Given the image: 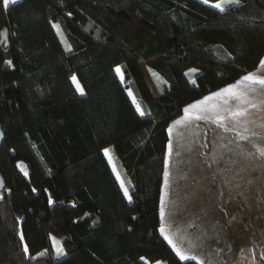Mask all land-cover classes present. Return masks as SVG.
<instances>
[{"label":"trees","instance_id":"obj_1","mask_svg":"<svg viewBox=\"0 0 264 264\" xmlns=\"http://www.w3.org/2000/svg\"><path fill=\"white\" fill-rule=\"evenodd\" d=\"M217 2L0 0V264H200L180 259L160 232L168 128L264 57V0L225 11ZM140 63L164 79L158 100ZM190 70V82L177 78Z\"/></svg>","mask_w":264,"mask_h":264},{"label":"crops","instance_id":"obj_2","mask_svg":"<svg viewBox=\"0 0 264 264\" xmlns=\"http://www.w3.org/2000/svg\"><path fill=\"white\" fill-rule=\"evenodd\" d=\"M248 73L264 76V67H261L260 64ZM240 79L230 84H234ZM230 84L222 86L204 97L210 96ZM255 87L257 91L250 93V97L259 106L249 108L248 116L243 118L247 121L246 123L238 124L231 117L224 121H217L211 114H209L210 118L206 119H196L195 114L191 119H184L185 112H183L170 123L168 128L170 139L167 145L165 173H169L167 166L169 145H171V149L175 148L173 153H176L177 140L186 139L189 142V148L181 153L182 168L176 172L178 183L177 194L174 198L173 176L176 169L172 168V184L166 187V192L171 189L172 206L168 218L165 220L163 218L162 222L181 251L189 256H197L196 260L199 262L203 260L204 264H264V156L260 155L257 150L258 147H264V91H262L264 86L256 85ZM217 102L219 101L213 100L209 103ZM230 106L235 107L236 105L230 101ZM221 114L228 115L227 112H221ZM178 120L181 123H174ZM224 131H227L229 136L221 137ZM248 132L260 135L256 142L253 138L248 137ZM206 134L210 135L211 139L214 135V141L221 139V143H224V140L229 143L221 145V149H226L224 152L217 148L219 157L210 163L216 177L215 189L217 193L213 191L211 198H207L209 201L199 204L190 193L194 191L190 183L197 179L195 173L198 172L192 173L191 170L199 168L195 154H198L199 145ZM191 135H195V137H190ZM242 136H247L248 139H242ZM254 144H256V150ZM176 160L177 158L174 156V162ZM239 166L242 168H238ZM226 175L229 176L228 179L225 178ZM164 188L165 174L161 192V207ZM181 190L182 193H180ZM227 191L232 194L231 201L227 199ZM179 199L182 200V203L184 202L182 210L178 206L181 203ZM193 203L197 207L198 214H194L195 210L191 207ZM213 203L230 206L231 209H226L228 210L227 216L214 218L204 216L203 212L206 209H211ZM199 220H203V222L200 223ZM222 220L231 223L229 240L220 233L221 227L217 222ZM190 224H193V227ZM217 242L219 243L216 244ZM224 243L226 245H222ZM188 245H194L196 250L191 251L187 248ZM224 246L230 250L223 252Z\"/></svg>","mask_w":264,"mask_h":264},{"label":"rangeland","instance_id":"obj_3","mask_svg":"<svg viewBox=\"0 0 264 264\" xmlns=\"http://www.w3.org/2000/svg\"><path fill=\"white\" fill-rule=\"evenodd\" d=\"M213 5L215 6V4H213ZM56 25H59V24L58 23H51L50 24V28H51L53 34H55L56 39L59 42V44H61V45L63 44L66 48L69 49L70 46H69L66 34L64 33L63 29L60 26H59V30H58ZM140 68H141L142 73L145 76V79L147 81V84H148V86L152 92L153 99L158 100L161 88L164 85L163 77H161L159 74L153 72L145 63H140ZM117 69H119V71H117ZM116 71H117L119 77L121 78V80L123 82H125L126 78L124 76L122 66H120V65L116 66ZM192 73H193L192 70H190L189 75H187L186 73L178 74L177 78L180 79V81L186 80L187 82H190ZM73 76H75L77 78V80L79 81V79L76 75H73ZM79 83H80V81H79ZM80 86L82 87L81 83H80ZM128 92H129L134 104L137 106L139 112L141 113V111H143L141 104L138 101V99L135 97L131 88L128 89ZM205 131H207V130H205ZM213 136L214 135H212V139H211L210 135H208V134H206V136H204L203 141L199 145L198 154H195V159L199 163V168L194 170V171L191 170L192 173L198 172V173H195V177L197 179L190 183V185L193 186V188H194V191H191L190 193H191L193 199L195 201H198L199 204H204L207 201H209V200H207V198H211L213 191L217 193V190L215 189L216 177L214 176L215 175L214 170H212V168L210 167V163L219 157L218 156V154H219L218 149L222 152L226 151V149L220 148L221 145L224 146V144L229 143L227 140H224V143L223 142L221 143V141H222L221 139L219 141H214ZM223 136L224 137L229 136V133L227 131H224V133L221 135V137H223ZM259 136L260 135H258V134L248 132V137L253 138L255 140V142L257 141L256 139L259 138ZM190 137H195V135H191ZM60 139H61L65 149L68 151L69 156L72 158V160H74L75 159V153L73 152L71 146L69 145V142H68L66 136L61 135ZM188 144H189V142H187L186 139L177 140V143H176L177 152L173 153L175 151L174 150L175 148H172L171 154L168 155V161H167L168 165L167 166L169 168V173H168L169 176H168L167 186L165 185V188H164L163 205H162L164 208V211H165L164 220L168 218L169 211H171L170 207L172 206L171 195H170L171 189L168 188L170 190L166 192V187H169L172 184V182H171V175H172L171 171L173 170L172 168L176 169V171L174 172V176H173V182H174L173 198H174V197H176V194H177L176 189H177V183H178V177L176 176V172H177V170H179V168H182L181 153H184L185 150L187 148H189ZM254 146H255V150H256V144H254ZM105 155H106L107 159L109 160V162L112 166V169H113L114 173L116 174L124 192H125V189L128 190V194L126 196L129 198L130 194H129L127 182H126V179H125L124 174L122 172V169L118 165L116 158H114L110 149H105ZM174 156H175V158H177V160L175 162H174ZM238 168H242V167L239 166ZM190 175H191V173L189 174V176ZM225 178L228 179L229 176L226 175ZM182 192L183 191L181 190L180 193H182ZM227 192H228L227 199L231 201L232 200V194L230 191H227ZM179 201L181 203H179L178 206L182 210V207H183L182 204H184V202L182 203V200H180V199H179ZM191 207H192V209L195 210L194 214H198L197 207L194 205V203L192 204ZM226 209H231V208L227 204L217 205V204L213 203V205L211 206V209H206L203 212V214H204V216L213 217V218L217 217V216L226 217L227 211H228ZM187 214H188V212H187ZM198 222L201 223V222H203V220H199ZM217 223H219L218 225H219V227H221V229H220L221 235L223 237L227 238V240H229V235H230L229 227H230L231 223L229 221H225V220L219 221ZM190 225H191V227H193V224H190ZM218 243L219 242H217L216 244H218ZM53 245H54L56 252H57V249L60 248V249H62V253H63V248H62L61 240L59 237H56V236L53 237ZM222 245H226V243H224ZM215 246L217 247L218 245H215ZM229 246L231 247L230 244H229ZM187 248L190 249L191 251L196 250L194 248V245H191V246L188 245ZM229 250L230 249H227L225 246L222 248L223 252L229 251ZM61 255L62 254H58V252H57L58 257ZM155 264H162V262H157Z\"/></svg>","mask_w":264,"mask_h":264},{"label":"snow or ice","instance_id":"obj_4","mask_svg":"<svg viewBox=\"0 0 264 264\" xmlns=\"http://www.w3.org/2000/svg\"><path fill=\"white\" fill-rule=\"evenodd\" d=\"M19 0H3L5 6L9 4H16ZM205 3H208L209 0H204ZM232 3H240V0H222V2H217L215 7L219 8L221 11L226 10V4ZM59 30V25H56ZM8 64L11 65V61H7ZM261 67H264V60L261 61ZM119 71V69H117ZM195 71V70H193ZM123 78V77H122ZM73 82L76 84L77 90L81 95L85 94L83 87L80 86L79 81L75 76L72 77ZM195 83V81H193ZM256 85L264 86V76H258L256 73H248L243 76L239 81L234 84H230L225 88L220 89L217 92L212 93L210 96L204 97L201 100H197L192 104H189L185 109V117L184 119H191L195 114L196 119H206L210 118L209 114L212 117H215L217 121H224L231 117L238 124L246 123L243 118L247 117L249 114V108H257L259 105L254 101L253 98L250 97V93H254L257 91ZM264 91V88H262ZM217 100V103H209L210 101ZM230 101L235 103V107L230 106ZM139 107V106H138ZM221 112H227V116L222 115ZM141 115L145 113L141 111ZM174 123H181V121H175ZM247 131V129H245ZM2 135V133H0ZM242 139H248L247 136H242ZM260 155L264 156V147H258L257 149ZM169 154H171V145H169ZM27 174V173H25ZM169 174L165 173V185L167 186ZM125 194H128V190L125 189ZM131 200V197L129 196ZM161 219L163 220L165 216V211L163 206L160 211ZM161 234L168 241V243L176 250L177 254L180 256L182 260L188 259H198L197 256L192 255L189 256L181 251V249L177 246V243L173 240L172 236L168 234L165 227L160 228ZM23 238V233H21ZM28 246L24 245V251L27 252ZM58 254H63L62 249H57ZM200 264H204V261L201 260Z\"/></svg>","mask_w":264,"mask_h":264},{"label":"water","instance_id":"obj_5","mask_svg":"<svg viewBox=\"0 0 264 264\" xmlns=\"http://www.w3.org/2000/svg\"><path fill=\"white\" fill-rule=\"evenodd\" d=\"M0 133H2V135H0V155H1V151H2V146L3 143L5 141V131L0 123ZM5 187V180L0 172V191H2Z\"/></svg>","mask_w":264,"mask_h":264}]
</instances>
